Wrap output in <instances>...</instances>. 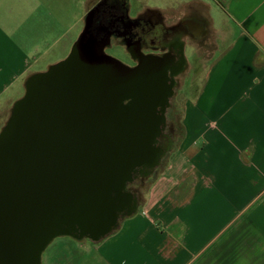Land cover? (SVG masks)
Returning <instances> with one entry per match:
<instances>
[{
    "label": "crops",
    "instance_id": "crops-1",
    "mask_svg": "<svg viewBox=\"0 0 264 264\" xmlns=\"http://www.w3.org/2000/svg\"><path fill=\"white\" fill-rule=\"evenodd\" d=\"M174 2L153 9L165 26L202 21L188 32L211 60L166 167L135 211L93 242L92 264H264V0ZM65 7L0 0V112L64 58ZM50 247V264H67L71 245Z\"/></svg>",
    "mask_w": 264,
    "mask_h": 264
},
{
    "label": "water",
    "instance_id": "water-1",
    "mask_svg": "<svg viewBox=\"0 0 264 264\" xmlns=\"http://www.w3.org/2000/svg\"><path fill=\"white\" fill-rule=\"evenodd\" d=\"M88 26L65 59L27 79L0 131V264H40L61 234L98 241L135 211L126 186L138 167L148 176L170 147L158 137L172 68L165 59L124 66Z\"/></svg>",
    "mask_w": 264,
    "mask_h": 264
},
{
    "label": "rangeland",
    "instance_id": "rangeland-1",
    "mask_svg": "<svg viewBox=\"0 0 264 264\" xmlns=\"http://www.w3.org/2000/svg\"><path fill=\"white\" fill-rule=\"evenodd\" d=\"M63 1L66 7L61 11V16L63 15V18L66 19L65 24L62 28L65 30L64 42L67 47V52L62 60L68 56L74 42L80 35L83 28V18L91 3V0ZM177 1H180L182 3L186 0ZM166 4L170 6H176L174 0H129V15L135 17L138 12L143 11L146 7L153 8ZM215 12L216 11L212 10L211 14L216 15ZM176 16H178L176 15V13L175 15L174 13H170L167 14V19L170 22L173 19L175 20ZM166 22L168 21L166 20ZM216 27H218V25H216ZM216 35H222V33L220 32ZM192 45H194V47ZM204 46L205 45L201 44L200 42H194V40H192V38H190L189 36L184 38V55L186 58V63L182 72L176 76L177 82L173 87V94L169 99V105L165 111V132L169 136L170 147L161 158L160 164L149 176H146L139 182L135 181L129 185V190L132 189L137 193L138 203L144 199V196L146 195L154 178H156L157 175H159V173L166 167L168 159L172 151L177 146L178 140L182 135L183 129L181 125V118L186 101H191L197 96L203 83L204 74L211 60L210 58H208V53L206 52L207 46ZM106 51L122 62L129 61V56L121 45H112L108 47ZM44 62L45 60L43 59L42 65ZM47 69H45L44 71H46ZM25 91L26 85L23 84L19 86V89L14 94V97H16L17 100L20 99L25 94ZM17 100H15L13 104ZM13 104H11V107ZM5 109H7V107H5L4 110ZM4 110L3 112H0V131L3 127V124H1V122L8 119V116L11 112V109L7 112H5ZM138 209H141V205L138 206ZM93 242L94 241H91L87 237L76 238L67 234L57 235L47 244V246L41 252L40 264H50L49 250L52 244H66L67 246L71 245V247H69L71 250L68 249V256H66L65 258V260L68 259L66 261L67 264H92L94 256V250L92 249ZM79 244H82L84 247H79Z\"/></svg>",
    "mask_w": 264,
    "mask_h": 264
},
{
    "label": "flooded vegetation",
    "instance_id": "flooded-vegetation-1",
    "mask_svg": "<svg viewBox=\"0 0 264 264\" xmlns=\"http://www.w3.org/2000/svg\"><path fill=\"white\" fill-rule=\"evenodd\" d=\"M196 21L184 18L165 26L161 22L160 14L153 8H145L135 17H129L125 0H93L83 18L82 31L85 23H89L87 35L92 36L94 43L99 45L106 41L101 53L118 60L126 67L138 68L148 59H165V64L171 67L174 72L169 76L176 83V76L182 72L185 66V59L182 55L184 38L189 36L188 31L192 29L190 24ZM197 22L203 23L202 21ZM115 44L123 47L129 56V61L122 62L106 51L108 47ZM182 61L183 68L177 71L176 68ZM168 142L169 136L165 132L164 126L163 133L158 137V143L165 147ZM161 158L150 174L160 164ZM142 169L141 166L138 167L133 180L136 181L138 177H146L142 175ZM135 194L137 195V193ZM119 219L120 217L117 218V223Z\"/></svg>",
    "mask_w": 264,
    "mask_h": 264
},
{
    "label": "trees",
    "instance_id": "trees-1",
    "mask_svg": "<svg viewBox=\"0 0 264 264\" xmlns=\"http://www.w3.org/2000/svg\"><path fill=\"white\" fill-rule=\"evenodd\" d=\"M36 87L39 88V83H36ZM38 88H36V91H35V95H36V97H38V93H37V92H38V91H37ZM21 98H22V97H21ZM130 100H131V97L126 98V100L123 102V104H124V105L128 104V103L130 102ZM12 108H13V106H12ZM12 108H11V112H10V115H9L8 119L10 118V116H11V114H12V110H13ZM105 110H106L107 113H113V112H115V111L113 110V106H112L111 108H108V109L105 108ZM8 119H7V121H8ZM7 121H6V122H7ZM5 124H6V123H5ZM5 124H4V126H5ZM4 126H3V127H4ZM3 127H2V128H3ZM142 179H144V178L138 177L136 181L139 182V181H141ZM133 182H135V180H133V181H131V182H129V183L127 184V187H126L127 190H129L128 187H129V185L132 184ZM131 190H132V189H130L129 191L132 192V193H136V192H134L133 190H132V191H131ZM114 194H115V193H113V195H114ZM117 195H118V194H116V196H117ZM120 196H121V195H118V197H120Z\"/></svg>",
    "mask_w": 264,
    "mask_h": 264
}]
</instances>
